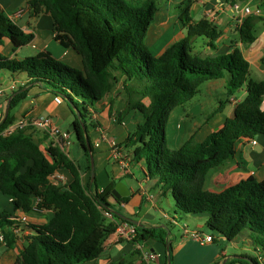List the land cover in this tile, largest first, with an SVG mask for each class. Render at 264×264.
<instances>
[{"label":"trees","instance_id":"trees-1","mask_svg":"<svg viewBox=\"0 0 264 264\" xmlns=\"http://www.w3.org/2000/svg\"><path fill=\"white\" fill-rule=\"evenodd\" d=\"M158 1L28 0L33 15H51L55 39L63 47L77 51L82 68L60 63L46 52L22 60L0 54V71L24 73L27 77L24 85L11 92L9 110L34 85L64 100L73 117L74 139L86 160L85 170L89 171L84 131L93 154L89 128L97 125L91 119V110L123 78V105L113 117L120 124L134 111L140 119L135 120L134 129L122 144L131 149L132 162L142 164L159 197L170 195L174 203V214L165 223L169 233L160 226L136 225V235L128 243L134 248L136 243L152 239L165 246L170 241V226L180 219L179 214L202 215L205 232L213 242L221 237L232 241L246 235L251 252L241 256L254 264H264V180L250 175L218 192L204 188L208 173L231 161L241 140L264 135V79L249 78V62L237 46H231L227 53L194 54L197 37H204L206 45L216 49L221 31L206 19L192 23L184 13L180 15L184 36L160 55H153L144 45V38L159 9ZM262 20L256 13L243 20L239 29L243 45L255 40L257 23ZM31 39L32 35L24 33L0 11V46L8 40L16 49ZM225 75L226 97L217 111H221V104L245 90L244 98L235 104L233 116L226 117L220 128L201 141L190 137L177 148L169 147L166 126L173 109L189 102L205 81ZM14 121L8 113L0 123V195L11 198L13 212L51 213L42 223H26L31 233L22 237L23 246L14 264H86L99 258L105 251L106 239L123 220L114 213L111 218L103 214L112 211L109 200L114 198L116 182L110 180L102 189L96 187L95 177L84 183L80 166L67 153L50 141L42 146L26 132L27 128L2 135ZM44 137L48 138L47 134ZM55 170L70 174L67 184L49 183L48 176ZM127 198L116 200L123 202ZM13 212L0 211L6 249H11L17 239ZM138 254L134 248L129 258L121 255L108 264H145L135 260ZM170 258L172 264L171 251ZM224 264L250 263L232 257Z\"/></svg>","mask_w":264,"mask_h":264},{"label":"crops","instance_id":"crops-1","mask_svg":"<svg viewBox=\"0 0 264 264\" xmlns=\"http://www.w3.org/2000/svg\"><path fill=\"white\" fill-rule=\"evenodd\" d=\"M235 1L248 6L252 5L254 2L256 6L254 10H252L253 7L252 9L250 7L251 11L258 9L259 15L263 18V20L257 23L256 26V30L260 29V32L257 35V32L255 31V40L246 46L240 41L239 29L243 20L248 15L242 16L241 13H236L231 9V4ZM158 4L159 9L144 38V45L153 55H160L166 47L184 36L185 29L181 24L180 15L187 6V8H190V11L193 12V16L190 17L192 23H195L200 19H206L221 31V35L215 41L216 49H211L205 45L203 54L227 53L231 50V46H237L242 50L244 57L249 62V70L251 64H254L258 76H263L262 79H264V10L262 9V0H159ZM0 11L10 20L15 22L24 33L32 35V39L29 43L16 49H13L10 41L5 40L4 44L0 46L1 55L16 60H22L25 57L33 56L40 52H46L57 60L66 61L67 65L71 67H78V69L82 68V58L77 51L73 47H63L59 41L55 39V24L51 15L44 12L39 13L38 15H33L28 6V0H0ZM197 41L196 38L193 46ZM202 41L205 43L206 39H203ZM227 77L228 75H225L223 78L208 80L211 82H209L207 90H221V94H225ZM122 80L123 78L119 79V82L114 86L112 91L95 103L93 110L95 115L93 121H95L97 125L89 128V136L94 146L93 159L96 187L102 189L108 185L110 180L115 181L116 185H119L122 192H128V198L126 201L122 202L116 200L117 198L114 197L110 198L109 202L118 204V207L124 209L128 214L125 215L121 213L122 215L137 221L140 225L159 226L165 224L166 221L170 222L169 217H164V214H162V218L166 220L162 221L158 216H155L156 211L161 208L159 204L160 197L158 195V190H155L152 187L153 182L145 176L144 167L141 163H129L128 161L126 168H123L112 158L108 141L102 140V134H106L109 138H115L119 144L121 143L120 145H123L122 143L124 139L135 126V121L132 120L131 117L133 116L135 120L140 119L138 113L131 111L122 118L120 124H116L114 121L115 119L113 118V115H115L116 111L115 99L121 100L122 96H124ZM26 82L27 77L24 73L11 74L5 70L0 71V88L2 89V94H0V123L3 121L6 111L7 115L10 113L14 117V122L25 118L49 116L53 119L55 125L71 133L72 131L70 129L73 117L67 103L37 85L29 86L26 97L20 100L15 107L10 110L8 109L11 92L18 86L24 85ZM244 96L245 90L243 89L237 92L234 98L241 100ZM187 103L178 107L184 109L186 105L192 104V102ZM227 103L229 104L228 107L226 104H221V111H217L216 109L213 113L214 115L211 118L206 119L207 122L206 120H203L201 124L204 122V126H201V124H198L197 126V120L195 121V118H192L194 117L193 112L196 111L192 105L188 113L184 114L187 119L180 117L178 122H176V120L173 122L172 113L174 111H172L169 121L171 123H176V135L183 134L184 136L187 129L194 131L201 126L197 131L198 133L195 132V137L193 136L196 141H201L211 131L220 128L226 117L233 116L235 104L231 103L230 98ZM65 123L69 124V129L65 127ZM206 125L208 128H205ZM26 128V132L39 140L42 146L48 145V138H43L44 133L31 126ZM191 133L193 132H190L189 134L191 135ZM254 140L256 141V145L254 146L250 143L251 140L249 139L241 140L235 148L233 159L224 164L223 167L225 170L222 174H219V176L212 180V182H214V187L212 188L211 184L209 188L207 187L209 173L213 171L211 170L207 175L204 188L218 192L225 186L250 175L257 179L264 180V135H259ZM97 141H99V146L94 145ZM167 141L168 145H171V141ZM71 143L68 149L69 156V152L72 150ZM180 145L175 146V148ZM125 151L128 152L129 150L126 149ZM74 153H76V150ZM80 158H84L83 153ZM71 159H73L78 165L79 159L75 160L72 157ZM58 171L67 176L68 182L70 174L65 170ZM81 177L84 183L93 181L89 172L82 168ZM91 187H94V185L91 184ZM117 193L120 194V192ZM147 193L154 195V202L146 200L145 195ZM10 200L11 198L0 195V211L5 209L10 213L13 212ZM13 214L14 217L12 218L16 222V228L13 230V233L17 236V239L11 249H6L4 245H0V264H13L16 261L23 246L22 237L31 233L30 229L26 226V223H42L51 213L48 211H42L37 214H25L21 211H14ZM135 215L137 217L133 218L132 216ZM202 217L200 216L199 218ZM190 218L195 219L197 217L191 216ZM202 219L205 220L204 217ZM169 239L171 244L172 264H193L192 262H183L180 257L181 254H179V252L188 245L187 242L183 241L182 243L177 244L176 250H174L172 247L174 241L171 236H169ZM218 240L227 242L223 237ZM228 243L233 251L229 254L226 251H222L221 254L215 255L211 259V262L215 263L216 260L220 259L222 256L224 259L215 264H224L234 255L251 252L250 240L246 235L239 236L232 241H228ZM142 245L146 250L154 253L155 264L166 263V248L162 243L148 239L144 241ZM133 249V246L127 241L112 242L105 246V251L99 258L87 262L86 264H108L110 261H116L121 255L129 257V253ZM172 251H175L176 253L173 254ZM134 258L137 261L138 255L134 256Z\"/></svg>","mask_w":264,"mask_h":264},{"label":"rangeland","instance_id":"rangeland-1","mask_svg":"<svg viewBox=\"0 0 264 264\" xmlns=\"http://www.w3.org/2000/svg\"><path fill=\"white\" fill-rule=\"evenodd\" d=\"M255 6H256V4L254 2L252 3V5H250L251 9L253 7L252 10H254ZM262 9L264 10L263 4H262ZM183 13H184V15H189L190 17L193 16V12L190 11V8H187V6L183 10ZM256 32L258 35V33L260 32V29H257ZM203 39H205V38L204 37H197L198 41L193 46V53L194 54L203 55V51H204V48L206 45V42L204 43L202 41ZM59 62L67 64V62L64 60H59ZM76 68H78V67H76ZM248 76H249V78H252L254 80H258V79L263 78V76H258L256 67L254 64H251ZM209 82H211V81H205L204 83H202L198 88V92L189 101V102H192L191 105L196 110L195 111L196 113L193 112L194 117H192V118L193 119L195 118V121L197 120V126H198V124H201V122L203 120L211 118L214 115L213 113H214V111H216L220 101H222V99L224 100L226 97L225 94H221V90L208 91L207 86H208ZM123 99H124V96H122L121 100L115 99V106H116L115 116H116L117 112L119 110H121V108H122ZM225 104L227 107L229 106L228 103H225ZM191 105H186L184 107V109H181V107L175 108L173 110L174 112L172 113V116H173L172 121L175 122V120H176V122H178V119L180 117H184L187 119V117L184 114L188 113V111L191 108ZM131 119L135 121V118L133 116L131 117ZM173 122L171 123L168 119L167 126H166V136H167V140L171 141V145H169V147H171V148H175V146L182 144L188 138L193 137L195 135V132L198 133L197 131H198L199 127L205 125L203 122L201 124V126H199L197 128V130H194V131L187 129L185 131V135L183 136V134H181V135L175 134V131H177L175 129L176 123H173ZM206 122H207V120H206ZM115 123L118 124L116 121H115ZM64 125H65V127H67V129L70 128L68 123H65ZM205 128H208V126L206 125ZM186 132H187V134H186ZM190 132H193V133H191V135H190L189 134ZM70 140L72 142L71 143L72 144L71 145L72 150H70L69 154L75 160L79 159L78 165H80V166L82 165L81 168L84 170L86 168V160H85V158H80V156H82V151H81L79 144L74 139V133L73 132L70 133ZM121 147L123 148L125 154L131 156V149H128V148L124 147L123 145H121ZM126 149L129 151L128 152L125 151ZM75 150H76V153H74ZM128 161H129V163H132V159H130ZM223 166L224 165L220 166L216 170H213L209 173L210 175L208 176V183H207L208 188L210 187V184H211L212 188L214 187L213 186L214 182H212V180L215 179L217 176H219V174H222V172L225 170ZM88 172L90 174V170ZM219 172H221V173H219ZM159 204H160L161 208H159L160 210L156 211L155 216H158L162 221H166L164 218H162V214L164 212L169 218L171 217V215L174 214L173 213L174 212L173 200H172L170 195H167V197H160ZM111 205H113V207H114V208L112 207V210H115L117 212L120 211V213L128 215L124 209L118 207L119 206L118 204H114V202H112ZM178 216L180 217V219H178L176 223H174L170 226V236L174 241L173 246H172L174 250H176L177 244L182 243L183 241L187 242L188 245L185 246L179 252V254H181L180 257L182 258L183 262H185V263L192 262L193 264H207V263L208 264H215V263H218L219 261H222L224 259L221 256V258L216 260L215 263L211 262V259L215 255L221 254L222 251H226V252H228V254L233 251L230 248V244L228 243V241L223 242V241L217 240V241H214L212 243H207V244L202 245L195 240H192L190 238H185L183 236L184 235L183 229H182L183 225H187L188 228L191 230H200V231L204 230V232H205V230L207 231V228L204 226V220L202 219L203 218L202 215H195L197 217L195 219L190 218L191 216H187V215H183V214H179ZM200 216L202 218H199ZM132 217L135 218L137 216L135 215ZM166 223H168V222L166 221ZM205 233H207V232H205ZM0 245H2V244H0ZM172 252H173V254L176 253L175 251H172ZM127 258H129V257H127ZM116 264H118V263H116Z\"/></svg>","mask_w":264,"mask_h":264},{"label":"built area","instance_id":"built-area-1","mask_svg":"<svg viewBox=\"0 0 264 264\" xmlns=\"http://www.w3.org/2000/svg\"><path fill=\"white\" fill-rule=\"evenodd\" d=\"M231 9L236 13H241L242 16L249 15L251 13L259 14V10L256 9L255 11H251L250 6L248 5H242L240 2H233L231 4ZM0 94H2V89L0 88ZM230 101L232 104L237 103V99L234 97L230 98ZM95 117L94 111L91 110V119L93 120ZM28 126L33 127L34 129L40 130L42 133L47 134L48 141L52 142L54 145L59 147L61 151L68 154V149L70 145V132L64 131L61 128H59L57 125L54 124L53 120L49 116H39L36 118H25L21 119L17 122L12 123L8 127H6L2 131V135H7L13 132L15 129L18 128H26ZM102 140H107L109 147H110V153L112 158L117 161L123 168H126L128 165V160L131 159V156L124 153L123 148L121 145L116 141L115 138H109L106 134H102ZM250 143L254 146L256 145V141L252 139ZM95 146H99V141L95 142ZM49 183L53 185H65L67 184V176L60 173L58 170H55L48 176ZM146 200L150 202H154V195L147 193ZM103 214L107 218L112 217V212L109 211H103ZM164 217H168L165 213ZM135 224L131 223L127 220H120L117 222L115 231L106 239L104 246H107L108 244L112 242H118V241H130L133 237L136 235V228ZM183 229V236L185 238H190L192 240L197 241L198 243L204 245L207 243H212L213 238L208 233L199 231V230H191L188 228L187 225L182 226ZM0 244H5V238L3 232L0 230ZM134 248L139 251L138 254V260L137 262H143L145 264H155V255L153 252H150L149 250H146L142 244L136 243L134 245Z\"/></svg>","mask_w":264,"mask_h":264},{"label":"water","instance_id":"water-1","mask_svg":"<svg viewBox=\"0 0 264 264\" xmlns=\"http://www.w3.org/2000/svg\"><path fill=\"white\" fill-rule=\"evenodd\" d=\"M70 107L72 108V110L76 113V115L78 116V112L75 110V108L73 107V105L71 103H69ZM8 109H9V106H8ZM7 116V111L5 113V116H4V119L5 117ZM3 119V120H4ZM84 137H85V145L88 149V152H89V160H90V175H91V178L93 179L94 177V159H93V154L91 152V149H90V144H89V141L87 139V133L84 131ZM117 192H120V194H118ZM112 194L115 198L119 199L121 198L122 196H127L128 195V192L127 191H124L122 192L120 190V187L119 185H115V188L112 190ZM112 213H114L115 215L121 217L123 220H127V221H130L131 223L137 225V226H140V224L129 218V217H126L124 215H122L121 213L115 211V210H112L111 211ZM160 227L164 228L165 230H167V233H169V230L167 228V226L165 224H161L159 225ZM169 246H170V241H167L166 244H165V248H166V264H171V258H170V249H169ZM233 257L235 258H239V259H245L247 260L250 264H254L251 259H249L248 257H244V256H241V255H234Z\"/></svg>","mask_w":264,"mask_h":264}]
</instances>
